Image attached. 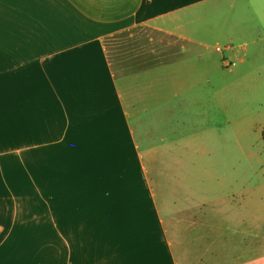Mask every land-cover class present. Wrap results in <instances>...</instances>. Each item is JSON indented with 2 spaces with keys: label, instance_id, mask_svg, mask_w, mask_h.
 Returning a JSON list of instances; mask_svg holds the SVG:
<instances>
[{
  "label": "crops",
  "instance_id": "crops-1",
  "mask_svg": "<svg viewBox=\"0 0 264 264\" xmlns=\"http://www.w3.org/2000/svg\"><path fill=\"white\" fill-rule=\"evenodd\" d=\"M260 43L264 0H0V206L49 209L20 222L40 220L50 264H264L209 51L243 65L233 49ZM17 224L0 220V254L25 252Z\"/></svg>",
  "mask_w": 264,
  "mask_h": 264
},
{
  "label": "rangeland",
  "instance_id": "rangeland-1",
  "mask_svg": "<svg viewBox=\"0 0 264 264\" xmlns=\"http://www.w3.org/2000/svg\"><path fill=\"white\" fill-rule=\"evenodd\" d=\"M146 38L155 37L157 41L164 42L166 45L171 42L168 37L154 35L148 32ZM113 43H121V38L113 39ZM264 44V43H260ZM235 47L233 50L241 56H245V64H240L236 58H231L225 45H215L209 49L210 53L216 55L221 63V67L215 70L219 74V85L226 87L224 96L223 113L220 112L219 120L222 122V129L225 133L226 143L225 151L227 152L224 167L226 172L234 173L227 182L229 186L235 185L238 190H250L253 195L258 194V202L255 197L250 208L248 202H243L242 207H248L258 218L259 227L263 228L260 221H264V47ZM217 48H221L223 53H217ZM221 58V59H220ZM222 58H224L222 60ZM222 63L223 66H222ZM214 86V80H212ZM124 151L127 153V160L124 164L115 162L118 166L128 167V180L135 183L138 178V161L133 152V148L124 142ZM127 149V150H126ZM164 162V161H163ZM167 163V165H165ZM163 163L159 168L161 171L168 170V161ZM115 165V166H116ZM126 166V167H125ZM186 167V163H185ZM189 171H191L189 169ZM194 183H198L194 178ZM215 193V192H214ZM211 193V196L214 195ZM255 196V195H254ZM242 199H246V194H242ZM16 202L15 206H0V220L8 222L9 219L18 218L19 224L17 229L21 232H30L28 240L16 241V245L21 246L25 252L18 255L0 254L3 261L19 262L17 264H50L49 257L45 256L42 251V245L45 241L42 239V228L40 220H29L20 222L22 219L40 218L43 215H49L48 208L33 207L26 202L25 193L17 192L13 196ZM14 203V202H11ZM244 212V211H243ZM0 237L2 246L6 242ZM56 245V242L54 241ZM42 251V252H41ZM41 254V255H40ZM15 259L16 261H11ZM28 259V262H23ZM48 259V263H47Z\"/></svg>",
  "mask_w": 264,
  "mask_h": 264
},
{
  "label": "built area",
  "instance_id": "built-area-1",
  "mask_svg": "<svg viewBox=\"0 0 264 264\" xmlns=\"http://www.w3.org/2000/svg\"><path fill=\"white\" fill-rule=\"evenodd\" d=\"M218 51H220V49H218Z\"/></svg>",
  "mask_w": 264,
  "mask_h": 264
},
{
  "label": "trees",
  "instance_id": "trees-1",
  "mask_svg": "<svg viewBox=\"0 0 264 264\" xmlns=\"http://www.w3.org/2000/svg\"><path fill=\"white\" fill-rule=\"evenodd\" d=\"M263 136H264V133H263Z\"/></svg>",
  "mask_w": 264,
  "mask_h": 264
}]
</instances>
